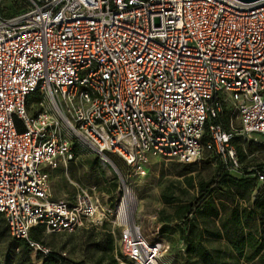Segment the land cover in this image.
Segmentation results:
<instances>
[{
	"label": "built area",
	"instance_id": "built-area-1",
	"mask_svg": "<svg viewBox=\"0 0 264 264\" xmlns=\"http://www.w3.org/2000/svg\"><path fill=\"white\" fill-rule=\"evenodd\" d=\"M2 2L7 233L47 254L30 237L33 227L72 233L111 222L125 264H162L166 247L144 236L124 195L111 208L95 186L78 185L72 201L54 200L49 170L90 146L103 162L119 157L130 173H145L147 155L188 164L203 151L237 171L235 138L264 136V0H10L9 15ZM255 173L264 180V167Z\"/></svg>",
	"mask_w": 264,
	"mask_h": 264
},
{
	"label": "rangeland",
	"instance_id": "rangeland-1",
	"mask_svg": "<svg viewBox=\"0 0 264 264\" xmlns=\"http://www.w3.org/2000/svg\"><path fill=\"white\" fill-rule=\"evenodd\" d=\"M10 0H3L2 13H13L9 6ZM36 94L28 100V108L32 105ZM234 127L239 126L237 118L230 121ZM230 128V125H228ZM241 147L243 156L240 157V168L226 175L229 177H253L254 169L264 167V136L255 134L251 139L238 137L235 141ZM112 165L103 162L90 146L75 148V157L66 164H61L49 170L50 198L72 201L79 186H95L102 203L113 208L124 195V186L129 188L136 198V209L133 219L140 225L141 231L148 240H160L166 247L162 256V264H260L257 257L251 258L250 248L245 247L242 253L234 250L231 242L224 236L217 237V231H222L220 220L198 217L194 225L188 227L175 218L176 203L167 204L165 197H176L182 203L196 200L199 197L198 181L208 183L223 174L218 162L208 158L203 151L195 162L191 171L186 175L194 177L195 186H188L183 181V173L189 171L186 164L171 158L147 155L144 165L145 173H130V168L115 155H108ZM264 185L256 181V187L250 192L249 200L238 196L240 205L250 206L257 190ZM214 185L209 187V191ZM247 194V192H245ZM215 202L225 199L224 193H213ZM173 216V220L164 223L162 216ZM244 227L243 232H253L258 239L262 238V228L256 230L255 222ZM181 226V229H180ZM204 229V234L200 233ZM40 240L36 241L43 248L49 249L71 264H111L114 257L118 264H125L121 258L118 243V228L111 222L102 224L84 223L75 232H46L39 228ZM182 231L184 233H182ZM45 253L30 249L11 238L0 216V264H42Z\"/></svg>",
	"mask_w": 264,
	"mask_h": 264
},
{
	"label": "trees",
	"instance_id": "trees-1",
	"mask_svg": "<svg viewBox=\"0 0 264 264\" xmlns=\"http://www.w3.org/2000/svg\"><path fill=\"white\" fill-rule=\"evenodd\" d=\"M226 116L228 117V115L222 114L219 117V120L223 123L224 128H227L226 126L228 124V118ZM237 138L238 137L235 138V141ZM205 139L206 137L203 136L202 140L204 141ZM236 150L240 160V157L243 156L241 147L236 146ZM206 152L208 153L209 159H214L218 162L223 174L219 175L216 179L208 183L198 181L200 190L199 197L192 201V203H182L180 200H177L176 197L165 196L163 197L164 202L167 204H177V207L174 211L175 218L182 221L183 224L187 225L188 227L194 225V223L197 222L198 217L202 218V220H214L218 218L220 220L222 231H217L215 236L220 237L224 235L231 242L234 250L239 253H242L245 247L250 248L251 258L258 256L260 264H264V185L257 190V193L255 194L250 206L240 205L238 200H235V197L238 196L240 199L248 201L250 192L256 187L258 176L255 173V169L251 172L253 176L251 178L228 177L226 174L230 172L225 169L220 160L212 157L208 151ZM186 165L189 166V171L183 173V175H185L183 177V181L187 183L188 186L193 187L195 186L194 177L191 175H186V173L192 170V163H188ZM262 167L263 166H260L259 169ZM262 182H264V180ZM212 185H214V187L209 191V187ZM216 191L223 192L225 199H220L218 202H215V199L217 198L213 197V193ZM245 192H247V194ZM173 219V216L170 215L162 216L161 221L163 222V226H165L164 223ZM250 222H255L257 228L256 230L262 228L263 232L261 233V239H258L251 231L246 233V235L243 232V228L250 226ZM39 228L44 230L42 225H37L31 229L30 237L33 240H40V233L38 231ZM182 233L184 232L182 231ZM200 233L204 234V229L200 231ZM13 239L18 241L19 244L25 245L28 248V251L31 249L25 240L17 238ZM45 255L46 256L44 257L42 264H71L66 259H62L60 256H57L54 253H47ZM27 264L32 263L28 262ZM111 264H118L114 257H111Z\"/></svg>",
	"mask_w": 264,
	"mask_h": 264
},
{
	"label": "bare ground",
	"instance_id": "bare-ground-1",
	"mask_svg": "<svg viewBox=\"0 0 264 264\" xmlns=\"http://www.w3.org/2000/svg\"><path fill=\"white\" fill-rule=\"evenodd\" d=\"M108 161L111 163V161L108 159ZM128 207L130 212V217H132L133 212L136 209V198L134 194L131 192V190L127 187H124V198L122 202V207ZM133 218V217H132Z\"/></svg>",
	"mask_w": 264,
	"mask_h": 264
},
{
	"label": "water",
	"instance_id": "water-1",
	"mask_svg": "<svg viewBox=\"0 0 264 264\" xmlns=\"http://www.w3.org/2000/svg\"><path fill=\"white\" fill-rule=\"evenodd\" d=\"M240 1H242V2H253V1H256V0H240ZM110 165H112L111 163H110ZM113 166V165H112ZM113 168L115 169V171H116V167L115 166H113ZM121 177V176H120ZM122 184L124 185V182H122Z\"/></svg>",
	"mask_w": 264,
	"mask_h": 264
}]
</instances>
